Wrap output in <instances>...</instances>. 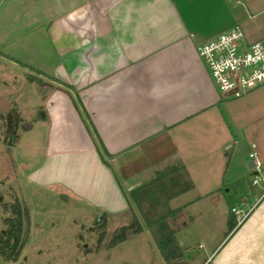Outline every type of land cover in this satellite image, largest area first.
<instances>
[{"label": "crops", "instance_id": "1", "mask_svg": "<svg viewBox=\"0 0 264 264\" xmlns=\"http://www.w3.org/2000/svg\"><path fill=\"white\" fill-rule=\"evenodd\" d=\"M233 23L246 40H264V0H0L1 54L44 81L36 90L49 144L29 177L66 187L98 221L108 219L109 233L126 223V199L153 216L143 200L156 197L176 216L218 191L220 137L208 125L220 99L195 47ZM160 184L170 195L138 190ZM185 194V203L170 204ZM242 214L195 255L174 236L178 260L264 264V194Z\"/></svg>", "mask_w": 264, "mask_h": 264}, {"label": "rangeland", "instance_id": "2", "mask_svg": "<svg viewBox=\"0 0 264 264\" xmlns=\"http://www.w3.org/2000/svg\"><path fill=\"white\" fill-rule=\"evenodd\" d=\"M260 40L264 44V40ZM2 50L4 48L0 49V233L4 228L2 218L9 215L7 206L14 200L27 209L29 224L27 239L17 260L4 261L0 257V264H164L144 231L95 251L96 230L101 227L96 224L98 218L93 208L60 184H40L29 177L42 162L49 144L47 122L40 119L42 108L37 85L30 84L20 62L7 59L1 54ZM216 90L220 101L213 110L219 119L208 127L220 137L219 144L213 146L212 158L222 165V180L217 185L218 191L172 215L174 225L170 228L177 231L176 239L178 236L184 241L186 256L202 250L197 247L202 239L211 242L220 239L227 231L225 219L232 212L231 208L242 209L237 216L232 212L234 221L241 219L242 213L264 188L259 179L256 184L252 183L254 178L264 177V82L240 96H224ZM249 153L253 156L249 157ZM256 161L257 170L247 165ZM190 197L179 196L170 204L180 206ZM107 222L108 219L105 225ZM110 227L105 230L103 242L108 238ZM176 262L184 264V260Z\"/></svg>", "mask_w": 264, "mask_h": 264}, {"label": "trees", "instance_id": "3", "mask_svg": "<svg viewBox=\"0 0 264 264\" xmlns=\"http://www.w3.org/2000/svg\"><path fill=\"white\" fill-rule=\"evenodd\" d=\"M28 81L34 82L36 85H41L44 83L39 77L26 73L25 75ZM102 161L107 164V161L102 157ZM159 180H166L165 174L162 177H158ZM155 181V180H154ZM166 185L160 184L158 187L152 185L140 186L138 190L151 191L159 190V194L163 197L170 193H166ZM137 189L129 191L130 197L133 199L135 206L139 207V202L135 199V193ZM151 193L149 195H153ZM144 197V196H143ZM153 196H151L152 198ZM150 196L144 197L143 203L151 206L157 211L153 216H147L142 212L136 214L134 211L130 200L126 199L128 207V218L125 224H122L112 230L108 234V238L103 242L105 231L102 229L104 226V220L96 221L97 226L101 227V230H96V246L95 251L99 250L101 246L103 248H109L119 242L126 240L127 238L134 236L141 231L143 227H146L149 236L154 242L157 250L159 251L161 258L168 264H172L171 260H178L181 257V252L177 248V244L173 235V230L170 228L172 222V216H169L170 211L164 210L165 201L157 200L156 197L150 198ZM166 200V199H165ZM6 208V207H5ZM9 215L2 218V224L4 226L2 232L0 233V257L4 261L15 262L19 257L21 250L28 235V224H29V214L25 207L14 200L7 206ZM178 210H173L171 213H175ZM167 212V213H166ZM236 221H234L233 213L229 212L226 218L227 233L235 226ZM22 264V263H17Z\"/></svg>", "mask_w": 264, "mask_h": 264}, {"label": "built area", "instance_id": "4", "mask_svg": "<svg viewBox=\"0 0 264 264\" xmlns=\"http://www.w3.org/2000/svg\"><path fill=\"white\" fill-rule=\"evenodd\" d=\"M195 50L211 82L224 96H240L264 82V44L258 39L246 40L237 23L199 41ZM251 166L257 170L259 164L256 161ZM258 179L264 186L263 176L252 183ZM231 211L236 216L239 213L235 208Z\"/></svg>", "mask_w": 264, "mask_h": 264}, {"label": "water", "instance_id": "5", "mask_svg": "<svg viewBox=\"0 0 264 264\" xmlns=\"http://www.w3.org/2000/svg\"><path fill=\"white\" fill-rule=\"evenodd\" d=\"M247 165H248V166H250V165H251V163L249 162Z\"/></svg>", "mask_w": 264, "mask_h": 264}]
</instances>
